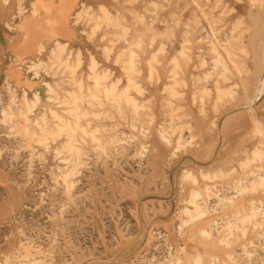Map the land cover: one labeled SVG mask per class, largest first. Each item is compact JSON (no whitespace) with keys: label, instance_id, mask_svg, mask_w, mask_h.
<instances>
[{"label":"rangeland","instance_id":"obj_1","mask_svg":"<svg viewBox=\"0 0 264 264\" xmlns=\"http://www.w3.org/2000/svg\"><path fill=\"white\" fill-rule=\"evenodd\" d=\"M100 1L106 6L84 3L72 19L98 42L89 65L68 48L44 58L42 13L5 58L0 177L23 203L0 230V262L10 253V264H189L199 254L200 264H264V0ZM6 7L0 0V12ZM6 26L16 30L12 20ZM39 56L49 65L33 66ZM14 71L37 81L30 102L34 90L41 99L27 115L4 116V106L27 108ZM217 85L234 98L219 97ZM234 121L247 144L217 167L196 163L213 154L202 148L201 125ZM201 170L218 171L205 178ZM207 185L198 202L209 214L181 226L179 208ZM238 190L245 198L233 197Z\"/></svg>","mask_w":264,"mask_h":264},{"label":"crops","instance_id":"obj_2","mask_svg":"<svg viewBox=\"0 0 264 264\" xmlns=\"http://www.w3.org/2000/svg\"><path fill=\"white\" fill-rule=\"evenodd\" d=\"M55 1L57 2L58 0ZM70 1L71 3H73L72 0ZM32 2L33 0H30V2L26 3V15L28 16V21L25 27L33 24V18L35 15H32L31 13ZM84 3H86L90 7H97L100 5L106 6L105 3L100 0H75V2L73 3L75 5L74 11L69 20L70 29L63 30V36L61 34L57 37H50L49 34L54 30V28H57L59 24H49L45 18L42 20L40 29L46 35V38L42 42V44L46 45L44 58H50L52 56V50L56 45L55 42L56 40H60L62 42H67L69 44V49L72 48V51L76 56L81 53L83 56L82 60L85 59V65L90 64L91 56L95 55L96 50L99 48L98 42L90 38V28L86 27L85 24H79L76 23V20H72L73 18H75V13L77 12V10H79L81 5H83ZM10 8L6 7L2 10V12H0V76H4V66L7 63V60L5 58H7L8 55H12L16 47L23 46L26 37L25 28H17L14 32L8 30L6 26L7 22L11 20L12 13L16 12L17 5L15 4L14 6L12 4V7ZM47 14H49V12ZM19 21V18L16 19L15 25H18ZM59 29L62 30L60 26ZM44 82L45 81H43V83ZM34 88H37V83L35 84ZM237 117L238 115L236 116V118ZM235 127V121L224 123L221 127L202 124L200 127L201 129L199 130V137L203 141L201 143L202 148L206 150V152L210 151L213 154L211 155L212 158H208L206 157L205 152H203V157L196 159L195 162H205V160L211 159L209 163L213 164L214 167H217L219 166L218 164L221 163L224 154H230L240 151L241 148L247 144L245 136L246 130L241 131L236 129ZM197 153V150H193L192 152H190V155L195 156ZM185 164L186 163L184 162V166ZM22 203L23 196L21 192L9 182L7 177H0V230L4 229L6 226L14 225V218L22 207ZM6 245L7 244L0 245V251L4 249Z\"/></svg>","mask_w":264,"mask_h":264},{"label":"bare ground","instance_id":"obj_3","mask_svg":"<svg viewBox=\"0 0 264 264\" xmlns=\"http://www.w3.org/2000/svg\"><path fill=\"white\" fill-rule=\"evenodd\" d=\"M73 3L75 2V0H72ZM242 1V0H241ZM3 2L6 4L7 7H12V3H11V0H3ZM21 2H23L22 4H19L17 5V9H16V13L13 12L12 13V16H11V20L15 23L16 22V19L17 18H20V21L18 23V25H16V29L19 28V29H23L25 28L26 26V23L28 21V16L26 14H23L25 11L27 12V7L25 5V0H22ZM71 3L70 0H58L57 2L55 0H33L32 2V8H31V13L32 15H38L39 13H42L45 17L44 18H48L47 19V22L49 24H59V26L62 28L59 29V26L57 28H54V30L52 32H54V35L52 37H57L58 35H61L63 32V30H66V29H70L69 27V20H70V16H72V13L74 11V7L75 5ZM2 6V5H1ZM15 6V5H14ZM82 6V5H81ZM105 7V6H103ZM11 9V8H10ZM85 11V10H84ZM107 11V9H106ZM20 12H23V13H20ZM49 12V14H47ZM23 14V15H21ZM75 17H77V22H78V19L81 18L84 14L83 10L79 9L77 10V12L75 13ZM110 16V15H109ZM90 17V16H89ZM93 18V17H92ZM91 19V18H90ZM95 19V18H94ZM36 20V19H35ZM92 20V19H91ZM241 20L239 19V22ZM76 22V23H77ZM8 23V22H7ZM75 23V24H76ZM16 24V23H15ZM10 26V24H8ZM238 25V23H237ZM11 28V26H10ZM15 28V27H12V29ZM73 32V31H71ZM70 35V34H69ZM67 35V36H69ZM76 35V34H75ZM63 36V34H62ZM71 37V36H70ZM69 37V38H70ZM242 40V39H241ZM240 42H243V40ZM55 47L53 48L52 50V53L57 49L59 48L60 50H63V49H66L68 48L69 50V53H72V48L69 49V44L67 42H62L60 40H56L55 42ZM243 45V44H242ZM45 45L44 44H40L39 47H38V51L43 54V49H45L44 47ZM242 50L245 51V53L247 54L248 53V50L246 49L245 45L242 46ZM58 52V51H57ZM66 52V51H65ZM229 52L231 53V50H229ZM55 54V53H54ZM245 54V55H246ZM187 55V54H186ZM94 57V55H93ZM187 57V56H186ZM52 58V57H51ZM95 60V59H94ZM175 60V59H174ZM48 64V61L46 62L41 56L38 57V60L37 61H34V64L33 66H40L41 65H46ZM49 65V64H48ZM30 69V68H29ZM33 70V69H32ZM237 72L239 73V71L237 70ZM37 76H39V73H36ZM17 76V78L19 79V81H22L23 82V85L21 83L20 87L22 88V93H21V96H20V101H22L23 105H26V111H23L19 105L17 107V110L16 111H7L6 108H1V114L6 116L7 114H10V115H13L15 116L16 114H22V115H27L25 114L26 112H30V111H33V107L37 104L38 101H40L41 99V96H40V92L38 90H34L33 92V95L32 97H34V100H31L32 102H30L29 100V91L31 90L32 91V88H34L35 84L37 83H34L33 81H29L25 78L22 77V73L21 72H12L9 76L10 78L12 79L13 76ZM9 76L8 78H6L4 84L5 86L7 87H10L11 85V80L9 79ZM15 78V77H14ZM160 78V77H159ZM19 84V83H18ZM17 85V84H16ZM44 85L48 88V92H53L55 91L54 90V87L53 85L48 82V81H45L44 82ZM14 86V85H13ZM15 87V86H14ZM19 87V86H18ZM8 91V89H7ZM47 91V90H46ZM15 92H17L15 89H12V93L14 94ZM217 92L219 93V97H221L222 94H230L231 95V98L233 99L234 98V93L232 91L231 88L228 87L227 88H224L220 85H217ZM10 93V92H9ZM12 94V95H13ZM11 96V95H10ZM56 98V97H55ZM17 99V98H16ZM49 99V98H48ZM12 100V99H11ZM9 102H11L9 100ZM51 102V101H50ZM135 102V101H134ZM12 103V102H11ZM21 105V104H20ZM9 106V105H7ZM137 106V105H136ZM1 107V106H0ZM8 108V107H7ZM9 109V108H8ZM17 112V113H16ZM52 112L54 114H56L59 118L62 119V117L60 115L57 114V112L55 110H52ZM33 113V112H32ZM1 119V118H0ZM25 119H29L28 117L25 118ZM37 121V120H36ZM26 124V123H25ZM258 130L261 132L264 130V128L262 127V124L260 121H258ZM46 126V125H45ZM59 129H66V128H72L71 127V124L70 123H66V122H62L61 124H58L57 125ZM44 128V127H42ZM81 128V127H80ZM32 129V128H31ZM29 131V130H28ZM74 133V132H73ZM75 139V138H74ZM264 145V144H263ZM261 146V144H260ZM259 146V147H260ZM258 148V147H257ZM72 149H74L73 145H72ZM260 149V148H259ZM263 150V149H262ZM77 151V150H76ZM252 151V150H250ZM249 151V152H250ZM255 151V150H254ZM248 152V151H247ZM248 152V154H249ZM256 152V151H255ZM78 153V152H77ZM76 153V154H77ZM77 158V157H76ZM79 159V158H78ZM249 160V159H248ZM75 161V160H74ZM78 161V160H77ZM83 161V160H82ZM246 158L245 159H242L240 162L241 164L243 162H246ZM75 167V166H74ZM77 168V167H76ZM259 168V167H258ZM223 170V173H226L227 171L229 170H226L224 168H222ZM190 171V170H188ZM202 172V175L205 177V178H214L216 177V171H211V170H201ZM70 173V171H69ZM257 174V173H256ZM259 179V178H258ZM241 182V181H240ZM254 182V181H252ZM194 183H198V178L197 176H194ZM245 183V182H244ZM71 184V183H70ZM260 184V183H259ZM256 186V185H254ZM210 186H205V187H201V188H193L192 190V193H191V198L189 200H187L185 202V204H183L180 208H179V213L183 216V218L181 219V226H186V225H189L191 223H196L197 221L200 222L201 220L204 221L203 219H205V217L207 216V214H209L210 210H205L201 207V203L198 202V200L202 197V191L205 192L207 195L210 194L209 190H210ZM254 189V188H253ZM256 189V188H255ZM254 189V190H255ZM244 191V189H243ZM218 196V194H217ZM256 196V195H255ZM234 198L236 197H244L245 198V195L243 194V192H240L238 190L237 192V195L235 194V196H233ZM232 198V202L231 203H234L233 202V199ZM224 200H226L227 198H222ZM264 198H261L260 201L261 202H264L263 201ZM256 201L255 198H252L246 205L243 206V208L241 209H244L246 206L248 205H252L254 202ZM260 202V203H261ZM205 208V207H204ZM239 209L238 211H235V213H238L240 212ZM259 211V210H258ZM261 211V210H260ZM244 212V211H243ZM245 213V212H244ZM247 214V213H246ZM186 215H189L188 218H184V216ZM248 215V214H247ZM264 217V215H263ZM207 220V219H206ZM207 229L206 228H202V232H206ZM3 256V260H1L0 264H10V258H11V255L10 253H5ZM36 258V257H35ZM33 257V259H29L27 263L25 264H43V262H41L40 260L38 259H35ZM22 260V259H21ZM110 260V259H109ZM107 261V260H106ZM177 264H181L183 263V260L179 259V262L176 261ZM201 263V256L199 254H195L194 255V260L189 262V264H200Z\"/></svg>","mask_w":264,"mask_h":264}]
</instances>
